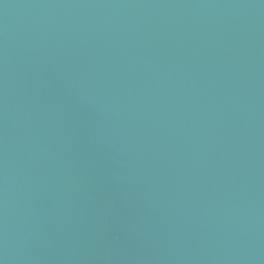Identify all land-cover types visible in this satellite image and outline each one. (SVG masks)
<instances>
[{"label": "water", "instance_id": "95a60500", "mask_svg": "<svg viewBox=\"0 0 264 264\" xmlns=\"http://www.w3.org/2000/svg\"><path fill=\"white\" fill-rule=\"evenodd\" d=\"M0 264H264V0H0Z\"/></svg>", "mask_w": 264, "mask_h": 264}]
</instances>
